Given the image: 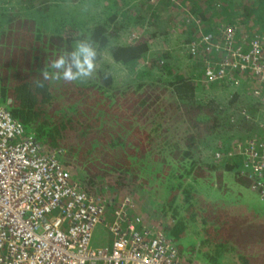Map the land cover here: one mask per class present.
Segmentation results:
<instances>
[{"label":"trees","instance_id":"obj_1","mask_svg":"<svg viewBox=\"0 0 264 264\" xmlns=\"http://www.w3.org/2000/svg\"><path fill=\"white\" fill-rule=\"evenodd\" d=\"M13 1L11 8L0 6V95L10 113L49 148L61 149L59 158L84 172L80 181L89 191L110 175L120 174L122 180V173L141 170L145 178L140 173L132 176L138 183L161 180L160 212L171 219L164 230L185 261L193 256L203 264H222L226 258L221 255L236 250L233 256L238 254L241 264H250L249 256L239 250L253 242L264 247V224L251 229L245 216L232 213L229 205L210 203L208 192L205 197L200 187L222 186L225 180L219 169L223 168L217 165L228 170L237 167L238 157L217 159L214 153L225 149L224 140L233 131L250 129V117L237 115L236 94L225 100L199 97L204 88L174 65L178 60L171 48L180 38L171 46L164 41L157 42L158 50L150 49L151 41L161 36L169 40L168 34L181 36L188 30L191 36L199 23L209 29L211 17L232 16L246 29L258 26L264 22V0H88L93 6L100 1L99 16L92 14L85 0ZM167 3L181 4L176 16L163 14ZM139 5L149 10L138 12V22L131 11ZM119 12L133 17L132 24L139 23L136 38L118 39L126 24L118 19ZM39 17L50 30L38 22ZM84 39L94 41L97 50L105 48L112 63L130 72L139 69L153 79L135 78L127 87L107 93L102 86L111 83L113 64L106 60L109 72L100 70L95 82L61 80L37 87L46 66L53 71L51 62L71 51L73 41ZM196 73L201 75V70ZM256 109L253 104L249 111ZM185 123L187 127L175 138L174 128ZM214 135L222 139L220 145L213 143L209 154L199 157ZM236 173L248 186V178L239 169ZM239 241L249 244L239 247ZM237 257L233 260L240 263ZM256 263L254 259L252 264Z\"/></svg>","mask_w":264,"mask_h":264},{"label":"built area","instance_id":"obj_2","mask_svg":"<svg viewBox=\"0 0 264 264\" xmlns=\"http://www.w3.org/2000/svg\"><path fill=\"white\" fill-rule=\"evenodd\" d=\"M3 4L11 8L14 1ZM198 29L185 43L187 55L199 61L196 85L251 98L260 116L238 107V116L260 122L214 157H238L248 187L264 201V22L246 29L224 15L212 29ZM61 151L0 104V264H199L185 261L130 195L110 200L87 190L59 158ZM99 225L104 240L92 246Z\"/></svg>","mask_w":264,"mask_h":264},{"label":"rangeland","instance_id":"obj_3","mask_svg":"<svg viewBox=\"0 0 264 264\" xmlns=\"http://www.w3.org/2000/svg\"><path fill=\"white\" fill-rule=\"evenodd\" d=\"M84 2H87L86 6L91 9L92 14H94V16H96V15L99 16V12H101L100 11L101 10L100 1H99V3L97 2V4L94 6L91 5L90 2H88V0H85ZM180 6H181V4L172 6V5H170V3H167L166 6H164V8H163V12H164L163 14L171 13L172 16H176L177 13L180 11ZM139 7H137L136 9H132V11H131L132 16L134 15L136 20H138V17H139L138 12L139 11L146 12L147 10H149L148 8H142L141 5H139ZM121 8H123L122 5L120 6V9ZM180 15H182V14H180ZM223 17H224V15H221L219 17L209 18L208 19L210 21L209 22V24H210L209 29H212L214 27V25L219 20L223 19ZM129 18H130L129 16L121 14V13H120V16H118V19H120V20L122 19L121 21L126 22V24H124L125 25L124 26L125 31H123V33L121 35H119V37H118L119 40L130 41L133 38L132 34H134V35L139 34V30H140L138 27L139 23L132 24L134 19H133V17H131V20ZM38 22L47 28V26L41 20V17L38 18ZM138 22H139V20H138ZM259 24H261V23H259ZM199 27L201 29H203L201 27L200 23L198 25V28ZM48 30H50V29H48ZM197 30H199V29H197ZM195 33L193 32L191 34V36H189V37H188L189 30L187 31V33L183 31L181 36H177L174 34L173 35L168 34L169 40L167 38H164L165 36H161V38H159V40L156 39V40L151 41L154 44L152 43L153 49H150V52H154L155 50H158L157 42H159L163 45L164 41H167L166 42L167 45L170 44L169 46H171L176 40H178V38H180L179 40H182V41L179 42L178 44H174L173 47L171 48V51L174 53V55L177 57V60H178V62H176L174 65H177V66L183 68L187 73L191 74L196 79L194 66L196 64V68H197L199 66V61L196 60L195 58L188 56L186 51H185V43L192 36H194ZM73 42L75 45L76 40ZM98 54H100V55H99L98 60H97V70L94 73L93 77L90 79H86V80L78 81V82H80V83H91V82L97 81L100 70H102V72L108 71L106 64L104 63L106 60H109L111 62V64H113L111 71L110 72L108 71L112 76V81L106 87L102 86L104 91L107 93H111L112 90H114L113 88H118V87L119 88L120 87L125 88V87H127L126 85L132 79L134 80L135 78H136V80H140V81H148V80L153 79V78L148 77L147 74L140 73L138 71L139 69H137L136 71L130 72L129 70L125 69L124 66H120L119 64L112 63L111 56L106 51L105 48L98 50ZM207 95L219 97V98L224 99V100L229 98L226 96L225 93L209 92V91L200 89L199 97L205 98V96H207ZM247 100H248V98L246 96L236 94V101L233 105L234 109H238V107L240 108L241 105L244 104ZM1 103L7 105V103L3 101L2 97L0 98V104ZM251 104H252V100L250 98V106H251ZM257 112L258 111L256 110L255 111L256 116L260 117L259 115H257ZM255 119L257 120L258 118H255ZM259 122H260V119L257 122H254L253 125L250 127L251 128L250 130L257 127ZM185 127H187L186 123L180 124L179 127H175L174 128L175 129V133H174L175 136L174 137L177 138L179 135H181L182 130ZM248 130H244V128H240V130L236 133L233 131V133H232L233 135L224 140L226 147H228L232 143V141L235 140L236 137H241L242 135H246ZM222 136H223V138L225 137L223 134H222ZM208 138H210L211 140H210L209 144L205 147V149L202 148V151H201L200 156H199L201 158L204 157L203 153L209 154V152L211 150V145L213 143L215 144L216 142H218V144L220 145V143L222 142V139L217 138V135H214V136L208 137ZM204 143H205V141H204ZM227 143H229V144H227ZM195 151L199 152V148H197ZM196 155H197V153H196ZM207 156H209V155H206V157ZM67 167L70 169V171L74 177H76L78 179H81L84 177V172L79 167H77V168L76 167L72 168L69 166H67ZM220 167L223 168V169H219V170L222 171L221 177H224L225 182H222V186H219V188H217V184L214 185L212 188H207L206 184H201L200 187H201L202 193L205 195L208 192L209 196L211 197L210 199H208L210 201V203H215L217 201V202H219L220 205H222V207L229 205L227 207H229L231 209L232 213L238 214L240 217L245 216L244 217V218H246L245 224L250 225L251 229L256 225H263L264 224V201L260 200L259 197H257V195L255 194V192H253L248 186H245L244 184H242L239 181L237 173H236V170L238 169V167L235 166L231 170L230 169L228 170V169H225L224 167H222L220 165L216 166V168H220ZM139 173L141 175H138ZM133 174L130 175L128 173L127 174L122 173V175H121V177H123L122 180L118 177V175H120V174L110 175L107 178H105L104 182L102 181L101 185H99L96 188H92L90 191L97 193L100 196H102L106 199H110V200H115L123 194H128L133 198V200L136 204L137 211L143 217L147 218L150 222L158 223L162 228H165V226H167L168 222H170L171 219L169 218V216H164L160 212L161 207L159 204L161 201L162 194L164 192V183L161 180L156 179V180H152L151 182H147L145 184H140L136 180H134L132 178V176L138 175L141 178H145V177H143V175H145L146 172L141 170V171L135 172ZM202 183H204V182H202ZM205 197H206V195H205ZM249 233H250V231H249ZM245 238L246 237H244V236L242 237V239H245ZM103 240H104V233L101 229V225H99L97 230H95L93 232L92 239H91V245L93 246L94 243L95 244L101 243ZM240 242H242V244ZM236 243L239 247H245L249 244V242H248V244H244L243 241H239ZM235 251L236 250H233V253ZM233 253L229 255L228 253L226 254V252H224L221 256H224L226 259H224L222 264H241V263H243L242 260H239V258L237 257L238 254L237 255L235 254L233 256ZM239 253H244L245 255L249 256V263L250 264H252V261L254 259H256L259 262V264H264V247H263V245H257L253 242V243H250L248 248L240 249ZM235 257H237V260L240 263H237L236 261L233 260V258H235ZM262 257H263V260H262ZM191 258H192L191 259L192 261L194 260L196 262H199V264L204 263L199 258H196L193 256H191ZM256 264H258V263H256Z\"/></svg>","mask_w":264,"mask_h":264},{"label":"clouds","instance_id":"obj_4","mask_svg":"<svg viewBox=\"0 0 264 264\" xmlns=\"http://www.w3.org/2000/svg\"><path fill=\"white\" fill-rule=\"evenodd\" d=\"M98 50L95 42L89 39L76 41L71 51L62 52L41 72L36 86L43 88L46 82L64 81L74 83L93 77L97 70Z\"/></svg>","mask_w":264,"mask_h":264},{"label":"crops","instance_id":"obj_5","mask_svg":"<svg viewBox=\"0 0 264 264\" xmlns=\"http://www.w3.org/2000/svg\"><path fill=\"white\" fill-rule=\"evenodd\" d=\"M207 30H209V29H207ZM243 105H245L249 109L250 108V100L248 99Z\"/></svg>","mask_w":264,"mask_h":264}]
</instances>
